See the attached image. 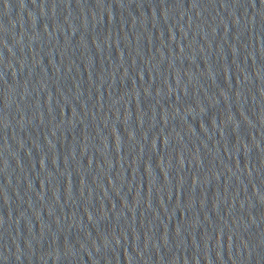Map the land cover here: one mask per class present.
Segmentation results:
<instances>
[{"label":"water","instance_id":"95a60500","mask_svg":"<svg viewBox=\"0 0 264 264\" xmlns=\"http://www.w3.org/2000/svg\"><path fill=\"white\" fill-rule=\"evenodd\" d=\"M0 264H264V0H0Z\"/></svg>","mask_w":264,"mask_h":264}]
</instances>
